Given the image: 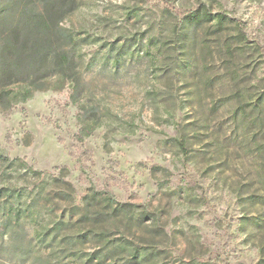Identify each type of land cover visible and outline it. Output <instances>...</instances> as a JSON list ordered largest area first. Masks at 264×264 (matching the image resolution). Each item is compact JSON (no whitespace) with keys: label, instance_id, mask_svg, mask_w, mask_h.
Listing matches in <instances>:
<instances>
[{"label":"rangeland","instance_id":"374dc122","mask_svg":"<svg viewBox=\"0 0 264 264\" xmlns=\"http://www.w3.org/2000/svg\"><path fill=\"white\" fill-rule=\"evenodd\" d=\"M24 1L70 37L82 91L0 108V149L62 173L76 204L94 188L153 213L106 229L153 250L151 264H264V0ZM93 105L103 123L80 140V107ZM52 190L50 208L67 213ZM90 228L62 234L88 254L103 244Z\"/></svg>","mask_w":264,"mask_h":264},{"label":"trees","instance_id":"16d2710c","mask_svg":"<svg viewBox=\"0 0 264 264\" xmlns=\"http://www.w3.org/2000/svg\"><path fill=\"white\" fill-rule=\"evenodd\" d=\"M189 17L192 25L201 22ZM179 36L185 43L186 38ZM150 42L158 47L153 39ZM70 45L68 35L34 14L24 0H0V108L10 112L37 92L62 89L68 83L73 84V102L79 103L82 58ZM80 108L77 137L82 140L102 125L104 112L96 105ZM173 140L186 148V140ZM61 174L37 170L0 149V258L14 264H57V259L64 264L66 256L59 258L55 251L64 246L76 264H151L155 260L150 248L125 237L110 238L106 230L114 220L144 223L153 213L94 188L76 204L74 192L64 189L67 182ZM54 188L59 189L58 198L71 205L67 213L57 214L50 208ZM87 223L92 227L88 233L103 244L85 254L74 248L82 236L62 231Z\"/></svg>","mask_w":264,"mask_h":264}]
</instances>
